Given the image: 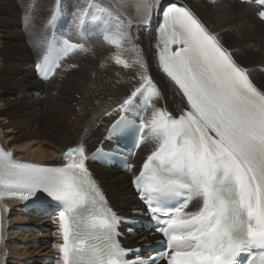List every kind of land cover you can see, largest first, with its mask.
Here are the masks:
<instances>
[{
  "label": "snow or ice",
  "instance_id": "6c2138e0",
  "mask_svg": "<svg viewBox=\"0 0 264 264\" xmlns=\"http://www.w3.org/2000/svg\"><path fill=\"white\" fill-rule=\"evenodd\" d=\"M256 2L264 9V0ZM22 8L23 29L30 37L32 5ZM88 8L103 13L106 21L111 15L89 0L87 7L74 6L76 29L86 17L101 18L90 16ZM63 12L62 0H55L47 23ZM257 15L264 19V10ZM157 16L162 21L159 61L187 103L178 116L154 108L146 121L147 109H140L133 97L155 86L151 77L142 76L145 83L124 100L110 125L108 139L115 143L105 152L123 155L127 149L120 141L128 138L133 152L141 142L153 145L133 180L145 204L141 215L151 218L146 230L164 237L155 250L144 249L150 258L145 260L141 249L121 245L119 226L141 222L107 206L86 167L83 144L70 148L61 166L20 163L0 148V198L28 200L39 192L57 202L63 264H264V91L187 7L154 0L146 23ZM61 43L62 53L82 47L70 38ZM172 44L180 47L172 51ZM48 59L45 53L37 63L44 79Z\"/></svg>",
  "mask_w": 264,
  "mask_h": 264
},
{
  "label": "bare ground",
  "instance_id": "6f19581e",
  "mask_svg": "<svg viewBox=\"0 0 264 264\" xmlns=\"http://www.w3.org/2000/svg\"><path fill=\"white\" fill-rule=\"evenodd\" d=\"M18 1L0 0L3 8L0 12V137L5 149L17 160L48 163L81 144L91 153L113 120L107 115L145 83L142 76L151 77L158 90L147 120L153 109H158V101L162 109L172 115L184 110V99L159 69L155 34L159 17L146 23L154 0H95L111 14L113 38L109 42L101 39L91 42L90 53L76 57L78 68L64 73L62 82L51 80L49 86L38 80L32 63L34 56L36 59L40 56L47 39V18L55 0ZM178 1L188 4L196 12L264 90V74L258 71L264 68V24L257 19L256 9L235 0H219L216 4H212V0ZM88 2L62 0V5L74 16V6L87 7ZM167 2L169 0H163V4ZM22 4H31L35 16L30 37L23 29ZM88 11L95 16L103 15L94 13L91 8ZM54 84H58L66 95L78 96L76 103L44 89ZM44 90L47 95L42 99L36 93ZM50 104L57 105L51 119L47 117ZM73 112L71 125L65 127L57 121L66 119ZM18 126L28 128V131L21 134L16 130ZM61 138L63 141L59 140ZM39 141L43 144L37 147ZM152 147L151 143L142 148L138 157L144 160ZM95 171L118 211L128 213L133 206L139 205L131 190L130 177L125 173L99 167ZM4 209V264H44L54 256L58 236L53 220L33 216L18 202H7ZM30 225L36 230L30 229Z\"/></svg>",
  "mask_w": 264,
  "mask_h": 264
},
{
  "label": "rangeland",
  "instance_id": "374dc122",
  "mask_svg": "<svg viewBox=\"0 0 264 264\" xmlns=\"http://www.w3.org/2000/svg\"><path fill=\"white\" fill-rule=\"evenodd\" d=\"M20 2H22L21 0H19ZM18 1V2H19ZM169 1H174V0H169ZM176 1H178V0H176ZM179 2H181V1H179ZM25 4H26V2H25ZM3 10V8L2 7H0V12ZM94 11V13H97V12H99V11H97V12H95V10H93ZM35 60H36V58H35V56H34V59H33V62H35ZM33 64V63H32ZM24 65H26V64H24ZM33 69V68H32ZM145 70V69H144ZM57 82H62V79L61 80H57ZM49 86V85H48ZM44 89L46 90V91H48V90H50L51 91V93H53V95L54 96H58V97H60V98H62L63 100H65V101H68V102H70V103H73V104H75L76 103V100H78V96H69V95H66L67 93H65V92H63L64 90H60L61 88L59 87V85L58 84H54L53 85V87H51V88H49V87H44ZM45 90L44 91H42V93L43 94H45V96L47 95L46 93H45ZM62 92V93H61ZM42 97V96H41ZM42 99H45V97H42ZM56 106L57 105H55V104H50L49 105V110H48V112H47V114H48V116L47 117H49V119H51V118H54V116L52 115L53 114V112L55 111V108H56ZM155 106H156V104H155ZM154 106V107H155ZM157 108L158 109H162V104H161V102L160 101H158V106H157ZM45 112V113H44ZM43 114L45 115L46 114V109L44 108L43 109ZM75 115V113L73 112L72 113V115L70 114L69 116H67V118L66 119H64V120H57L58 122H60L61 124L63 123V125L65 124V127L66 126H68V125H71L69 122H71L72 123V121L74 120V116ZM70 117H71V119H70ZM72 118H73V120H72ZM70 120V121H69ZM38 124H42L43 125V123H41V122H37ZM27 126H28V124H26ZM19 128V129H18ZM16 130L18 131V132H20L21 134H24L26 131H28V128H22V127H16ZM60 141L62 140V138L61 139H59ZM63 141V140H62ZM43 144V142L42 141H39L38 142V145H37V147L39 146V145H42ZM48 163H51V162H48Z\"/></svg>",
  "mask_w": 264,
  "mask_h": 264
}]
</instances>
